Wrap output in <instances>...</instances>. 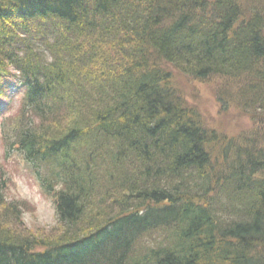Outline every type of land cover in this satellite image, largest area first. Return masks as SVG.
<instances>
[{
  "label": "trees",
  "instance_id": "obj_1",
  "mask_svg": "<svg viewBox=\"0 0 264 264\" xmlns=\"http://www.w3.org/2000/svg\"><path fill=\"white\" fill-rule=\"evenodd\" d=\"M174 72L250 129L206 127ZM16 98L3 142L59 228L28 232L0 170V264H264V0H0Z\"/></svg>",
  "mask_w": 264,
  "mask_h": 264
},
{
  "label": "rangeland",
  "instance_id": "obj_2",
  "mask_svg": "<svg viewBox=\"0 0 264 264\" xmlns=\"http://www.w3.org/2000/svg\"><path fill=\"white\" fill-rule=\"evenodd\" d=\"M174 85L181 92L185 102L195 107L202 118L203 124L216 131L220 137L224 135H238L250 129V120L236 110L222 112L217 102L215 91L217 80L199 82L190 80L186 76L174 72ZM19 101L9 106L0 114V170L4 172L7 182L5 195L9 202L24 204L22 206L24 228L33 233L36 238H47L58 233L54 201L45 196L40 182L32 169L17 152L7 154L8 146L3 142V123L15 119L19 112ZM8 131V129L6 128Z\"/></svg>",
  "mask_w": 264,
  "mask_h": 264
}]
</instances>
